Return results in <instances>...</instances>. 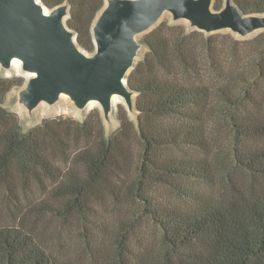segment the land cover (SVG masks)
<instances>
[{"label":"trees","instance_id":"16d2710c","mask_svg":"<svg viewBox=\"0 0 264 264\" xmlns=\"http://www.w3.org/2000/svg\"><path fill=\"white\" fill-rule=\"evenodd\" d=\"M40 1L94 52L105 0ZM141 43L136 122L121 108L109 136L91 117L24 132L3 104L25 79L0 75V264H264V32L240 45L164 19Z\"/></svg>","mask_w":264,"mask_h":264},{"label":"water","instance_id":"95a60500","mask_svg":"<svg viewBox=\"0 0 264 264\" xmlns=\"http://www.w3.org/2000/svg\"><path fill=\"white\" fill-rule=\"evenodd\" d=\"M68 11L66 4L49 10L40 0H0V67L8 71L18 61L29 76L17 92V104L28 114L66 97L80 111L97 103L108 122L112 99L118 97L136 122V94L127 76L144 49L137 37L166 13L170 23L185 22L207 35L228 31L246 38L264 31V15H243L233 0H224L220 11L213 9V0H105L93 22L89 54L66 24Z\"/></svg>","mask_w":264,"mask_h":264},{"label":"rangeland","instance_id":"374dc122","mask_svg":"<svg viewBox=\"0 0 264 264\" xmlns=\"http://www.w3.org/2000/svg\"><path fill=\"white\" fill-rule=\"evenodd\" d=\"M171 20V17L169 14H164L162 20ZM160 21V22H161ZM182 24H186L185 22H182ZM264 31H258L254 34L249 35L246 38H239L236 35H233L232 33L225 31L223 34H230L234 38H236L240 45H243L242 42L244 41H250L259 34H261ZM143 35H139L137 37L138 40L142 39ZM248 44V43H247ZM241 47V46H240ZM144 53V49H141L139 51V59L142 57ZM19 65V64H18ZM18 65H14L13 68L6 71L3 70L0 67V75L4 78H14V77H22L25 80L28 79V75L24 74L21 70V67ZM20 88H13L5 97V101L3 104V107L18 117L19 124L24 132L38 126L41 124L44 120H59V119H73L76 121H83L84 119L91 117V119L100 118L102 126L105 130L106 136H109L111 133H113L119 125V122L117 120V114L118 111L122 108L125 109L124 101L118 97H115L116 100L112 99L113 103V111L109 117V121L105 122L103 119V114L100 106L97 103H91L87 106L86 109L80 111L77 110L73 104L68 100L66 97H62L58 103H56L54 106H48L45 104H41L36 108L31 114H28L27 111L20 105L17 104V92Z\"/></svg>","mask_w":264,"mask_h":264},{"label":"bare ground","instance_id":"6f19581e","mask_svg":"<svg viewBox=\"0 0 264 264\" xmlns=\"http://www.w3.org/2000/svg\"><path fill=\"white\" fill-rule=\"evenodd\" d=\"M13 63H14L15 66L19 64L18 61H13ZM113 99L116 100L115 97H113Z\"/></svg>","mask_w":264,"mask_h":264}]
</instances>
